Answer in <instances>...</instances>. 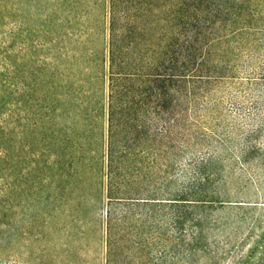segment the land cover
Returning a JSON list of instances; mask_svg holds the SVG:
<instances>
[{
	"label": "trees",
	"instance_id": "1",
	"mask_svg": "<svg viewBox=\"0 0 264 264\" xmlns=\"http://www.w3.org/2000/svg\"><path fill=\"white\" fill-rule=\"evenodd\" d=\"M23 8L14 42L0 45V159L17 158L22 179L35 183L21 193L54 205L64 190L56 182L67 179L106 199L107 264L118 247L117 207L213 204L203 186L222 171L207 169L224 160L226 139L208 103L228 77L224 45L244 39L264 0H26ZM255 80L264 86L263 74ZM256 133L241 134L243 162Z\"/></svg>",
	"mask_w": 264,
	"mask_h": 264
},
{
	"label": "rangeland",
	"instance_id": "2",
	"mask_svg": "<svg viewBox=\"0 0 264 264\" xmlns=\"http://www.w3.org/2000/svg\"><path fill=\"white\" fill-rule=\"evenodd\" d=\"M25 4L0 0L5 50L26 18ZM259 10L258 23L244 39L224 45L228 77L221 94H213L208 103L210 109L218 107L226 139L220 150L224 160L207 169L222 171L203 186L216 201L117 207L114 264H264V86L252 84L264 76V9ZM225 34L232 38L230 29ZM252 126L257 129L255 147L243 162L241 134ZM208 128L219 130L213 123ZM22 168L17 158L12 164L0 159V264H107L106 199L91 200L80 182L60 179L56 184L64 190L54 197L55 204H39L36 195L21 193L35 185L22 179Z\"/></svg>",
	"mask_w": 264,
	"mask_h": 264
}]
</instances>
